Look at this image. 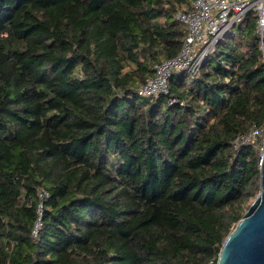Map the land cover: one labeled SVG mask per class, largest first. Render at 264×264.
I'll return each mask as SVG.
<instances>
[{
	"label": "trees",
	"instance_id": "16d2710c",
	"mask_svg": "<svg viewBox=\"0 0 264 264\" xmlns=\"http://www.w3.org/2000/svg\"><path fill=\"white\" fill-rule=\"evenodd\" d=\"M191 2L0 0V264H217L260 190L234 141L264 123V35L250 11L140 95Z\"/></svg>",
	"mask_w": 264,
	"mask_h": 264
},
{
	"label": "built area",
	"instance_id": "2783aa9c",
	"mask_svg": "<svg viewBox=\"0 0 264 264\" xmlns=\"http://www.w3.org/2000/svg\"><path fill=\"white\" fill-rule=\"evenodd\" d=\"M256 13L255 31L260 37L264 35V0H192L191 6L179 10L175 18L186 28L180 52L168 59H163L153 65V74L145 83L138 87L142 96H158L170 90L171 76L175 72L188 70L195 74L203 64L206 56L213 51L224 35L234 28L250 12ZM244 144L255 146L261 163L264 157V123L253 124L246 132L239 134L234 146ZM45 190L39 191L41 198L45 197ZM39 218L33 230L35 238L38 236L43 212L42 203L39 204Z\"/></svg>",
	"mask_w": 264,
	"mask_h": 264
},
{
	"label": "water",
	"instance_id": "95a60500",
	"mask_svg": "<svg viewBox=\"0 0 264 264\" xmlns=\"http://www.w3.org/2000/svg\"><path fill=\"white\" fill-rule=\"evenodd\" d=\"M217 264H264V157L260 163V190L225 239Z\"/></svg>",
	"mask_w": 264,
	"mask_h": 264
},
{
	"label": "rangeland",
	"instance_id": "374dc122",
	"mask_svg": "<svg viewBox=\"0 0 264 264\" xmlns=\"http://www.w3.org/2000/svg\"><path fill=\"white\" fill-rule=\"evenodd\" d=\"M253 201H254V199L252 200V202H253ZM252 202H251V203H252ZM250 205H251V204H250Z\"/></svg>",
	"mask_w": 264,
	"mask_h": 264
}]
</instances>
